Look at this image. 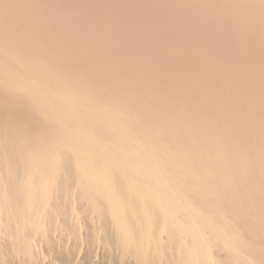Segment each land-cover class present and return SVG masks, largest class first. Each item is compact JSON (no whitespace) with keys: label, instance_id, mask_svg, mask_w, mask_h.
Instances as JSON below:
<instances>
[{"label":"bare ground","instance_id":"1","mask_svg":"<svg viewBox=\"0 0 264 264\" xmlns=\"http://www.w3.org/2000/svg\"><path fill=\"white\" fill-rule=\"evenodd\" d=\"M0 54V253L41 194L62 264H264V0H0Z\"/></svg>","mask_w":264,"mask_h":264},{"label":"rangeland","instance_id":"2","mask_svg":"<svg viewBox=\"0 0 264 264\" xmlns=\"http://www.w3.org/2000/svg\"><path fill=\"white\" fill-rule=\"evenodd\" d=\"M4 55L5 54H3V55L0 54V57L2 56V58H3ZM0 75H4L2 71H0ZM16 77L18 78L19 82L26 80L25 77H23L22 75H19V74ZM16 77H14V78H16ZM0 105L5 110H8L7 105H5L3 103H0ZM29 122L34 123L33 120L29 121ZM30 127H31V130L34 131L33 126L31 125ZM136 134L133 133V135H135L136 138L139 139V141L137 143V147H138L137 149L142 150V144H141L142 137H140L138 135V132H136ZM46 142H48V141L46 140ZM32 157L36 161H39V159H41V157L38 158V154H37L36 149L33 150ZM47 166L48 165H45L44 168H46ZM53 168H50V169H53ZM34 186H36V185H34ZM34 188L36 189V192L39 193L40 188L38 186H37L38 189L36 187H34ZM40 195L38 196L39 199H37L36 201L30 202V204H31L30 205L31 206L30 212H31V214L33 213V216L35 219L33 220V218H30L29 214L27 216L24 215V218H23L25 223H29L30 225L31 224L35 225V229L30 234H26V233L22 234L21 238H22V236L29 237L30 240H29V242H27V245L30 246L29 250H31L35 253V261L37 264H62L61 262L63 260L59 254L60 238L55 237L54 232H52V226L51 225L53 223L50 220H48V218H46V216H42L43 211H46V209L49 207L51 208V206L48 203L49 200H48V202L44 201L43 197L42 196L40 197ZM67 198H68L67 199L68 202H67L66 208H68V210L71 211L74 209L75 197L73 194H70ZM37 218H39V220H37ZM37 221L40 222L39 226H38L39 222L37 223ZM48 221H50V222H48ZM77 227H81V229L84 227L82 220H80L79 224L77 223ZM31 237H33V238H31ZM57 238H58V240H57ZM9 242H10V238H8V237L1 239V246H6L5 248L3 247L1 249L2 251L0 253L1 258H2L1 261H3L2 264H18L19 259H21V256L16 253L15 249H12L14 247L13 243L12 242L9 243ZM64 248H69V246L64 244ZM76 251L78 253L74 257V260L72 262L73 264H118L119 263L117 260L118 258L116 260L110 262L107 258L102 257L101 256L102 253L100 250L99 251L93 250L94 253H89L86 255L85 253L87 251L84 249V247L82 245H79L77 247ZM82 253H83V256H82Z\"/></svg>","mask_w":264,"mask_h":264}]
</instances>
